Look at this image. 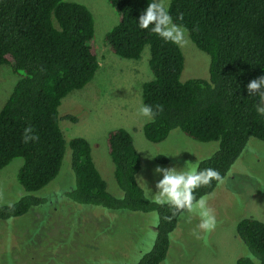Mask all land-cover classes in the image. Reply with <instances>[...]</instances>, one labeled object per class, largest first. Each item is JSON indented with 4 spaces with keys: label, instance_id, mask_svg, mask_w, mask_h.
Returning a JSON list of instances; mask_svg holds the SVG:
<instances>
[{
    "label": "trees",
    "instance_id": "obj_1",
    "mask_svg": "<svg viewBox=\"0 0 264 264\" xmlns=\"http://www.w3.org/2000/svg\"><path fill=\"white\" fill-rule=\"evenodd\" d=\"M118 12V24L106 35L110 51L126 60H139L149 48L153 79L142 87L143 104L162 105L154 122L143 127L152 143L166 141L174 130L200 143H217L215 153L198 165L213 168L225 179L251 139L264 143V114L257 111L261 96L249 94L247 84L264 76V0H172L168 10L174 22L187 27L192 42L210 58L209 79L181 80L185 57L180 46L165 42L139 17L153 0H107ZM183 14V20L178 17ZM95 23L83 4L65 0H0V67L19 76L0 111V171L22 158L18 181L26 195L0 206V220L23 217L44 205L42 193L60 175L71 151L75 187L66 193L78 205L110 211L158 216L151 248L134 264L166 261L171 234L180 216L168 205L150 200L138 182L142 157L134 138L125 129L107 136L114 177L122 198L108 191L98 171L89 142L81 137L66 140L59 109L73 91L84 89L100 68L92 42ZM76 123V117H66ZM31 125L39 140L23 142ZM159 164L169 159L158 156ZM220 183L213 180L195 192L197 199L212 194ZM238 239L264 264V222L246 218L236 227ZM237 264H252L241 257Z\"/></svg>",
    "mask_w": 264,
    "mask_h": 264
},
{
    "label": "rangeland",
    "instance_id": "obj_2",
    "mask_svg": "<svg viewBox=\"0 0 264 264\" xmlns=\"http://www.w3.org/2000/svg\"><path fill=\"white\" fill-rule=\"evenodd\" d=\"M85 5L95 23L94 46L100 68L82 90L70 93L59 109L66 140L81 137L92 149L95 165L107 182L108 191L122 198L114 177V164L107 149V136L125 129L134 138L142 157L138 182L151 199L162 174L157 166L188 170L211 157L217 143H200L174 130L160 144L149 142L143 127L149 121L138 115L142 87L153 79L146 48L139 60H126L113 54L106 35L117 24L118 12L107 0H65ZM172 0H165L169 7ZM180 47L185 57L181 80L209 79L211 58L191 40ZM19 76L8 66L0 67V111L12 94ZM260 107H264L262 104ZM76 117L77 122L65 119ZM158 156L169 159L159 164ZM23 159L17 158L0 171V206L14 204L26 195L18 181ZM68 148L58 178L42 193L44 205L34 207L23 217L0 220V264H134L153 245L158 216L101 207L78 205L66 193L75 187ZM217 226L210 232L199 228L200 209L184 212L171 234V247L162 264H237L248 249L238 239L236 227L246 218L264 222V143L251 139L242 156L215 191L204 197Z\"/></svg>",
    "mask_w": 264,
    "mask_h": 264
},
{
    "label": "clouds",
    "instance_id": "obj_3",
    "mask_svg": "<svg viewBox=\"0 0 264 264\" xmlns=\"http://www.w3.org/2000/svg\"><path fill=\"white\" fill-rule=\"evenodd\" d=\"M183 20V14L178 17ZM138 25L141 29H149L157 34L165 42L173 43L183 47L189 43L188 29L182 24L174 22L165 0H153L149 3L145 12L139 17ZM249 94H259L262 98L261 103L264 104V76L251 80L247 84ZM138 115L144 117L149 122H154L155 117L163 111L162 105H156L155 110L151 105L141 104L138 108ZM257 111L264 114V107H258ZM39 140V136L35 134L34 128L29 125L24 129L23 142L29 143ZM198 164L193 165L188 170L178 171L176 168H162L157 166L155 173L162 174L156 188L157 193L151 197L152 202L164 206L168 205L172 211L171 220L177 213H191L195 208H199L201 223L199 228L205 232H210L217 226L216 216L212 209L207 207V201L201 197L197 199L195 192L202 186H209L213 180L223 183L224 178L219 171L213 168L197 170ZM12 207L11 204L8 205ZM246 258L252 264H261L259 258L251 251L247 252Z\"/></svg>",
    "mask_w": 264,
    "mask_h": 264
}]
</instances>
